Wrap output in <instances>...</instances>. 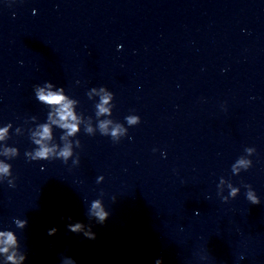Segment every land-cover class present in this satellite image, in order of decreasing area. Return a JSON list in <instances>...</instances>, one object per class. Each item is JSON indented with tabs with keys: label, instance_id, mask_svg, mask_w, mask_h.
Segmentation results:
<instances>
[{
	"label": "clouds",
	"instance_id": "9594fccd",
	"mask_svg": "<svg viewBox=\"0 0 264 264\" xmlns=\"http://www.w3.org/2000/svg\"><path fill=\"white\" fill-rule=\"evenodd\" d=\"M39 99L46 101L47 103L55 104V103L61 102L62 97L58 94L51 93V92H49L47 95H44L43 90H41V92L39 94ZM105 102H107V101L105 100ZM63 108H64V110L61 111L59 114L61 120H67L69 117H71L72 119H75V117L72 115V112H71V110L67 104H64ZM105 111H106V109H104L101 106L100 112L103 113ZM62 127L69 129L70 130L69 134L76 131V126L74 124L65 123L62 125ZM102 127H103V125H102ZM42 135L44 137L49 136V129L47 126L44 127ZM113 135H115V131L113 132ZM37 143H39V141H37ZM49 151L50 150L48 148H43L42 150L38 151L36 153V155H37V157L46 159L48 157ZM60 155L65 157V160H66V158L71 155V152L68 149H65L60 153ZM2 170L7 172V170H8L7 166H5ZM10 187H15V185H10ZM92 210L93 211L90 212V214H94L98 218V220L101 224H103L105 222L106 218L109 216V213L104 211V209L101 207L99 201H93ZM69 229L73 232H79V231L83 230V225L80 223H77L75 225H69ZM55 231H56V229H52L49 232V235H54ZM84 235L88 239H95V234L93 232H91V230L85 231ZM0 236H6L7 237V239L4 241V243H6V244L15 243V239H14L13 235L11 234V232L0 233ZM3 251H7V249L5 248V249H3ZM23 258L24 257H21V259H23ZM8 259L14 260V257L9 256ZM62 264H76V261L71 257H64L62 260ZM157 264H161V261L157 260Z\"/></svg>",
	"mask_w": 264,
	"mask_h": 264
}]
</instances>
